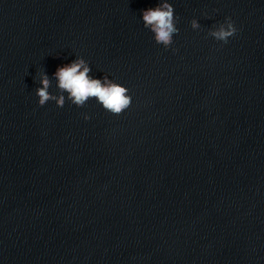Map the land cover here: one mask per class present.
<instances>
[{"label":"clouds","instance_id":"clouds-1","mask_svg":"<svg viewBox=\"0 0 264 264\" xmlns=\"http://www.w3.org/2000/svg\"><path fill=\"white\" fill-rule=\"evenodd\" d=\"M142 20L145 28L151 30L157 44L163 45L165 48L173 44V36L179 32L176 27L177 18L173 6L163 0V2L155 7L144 10ZM192 28H199L196 20L191 21ZM237 32L234 22L230 18H226L225 22L212 30L209 35L217 41L228 43L230 37ZM91 68L83 58H78L72 63L59 67L54 76L57 80V88L60 95H53L49 88L51 81L47 74L42 73L40 84L36 90L39 106H44L49 101H55L57 106L63 107L67 100L72 104L83 107L90 98H95L102 107L114 115H120L126 111L132 104V97L129 95V89L122 84L113 82L107 76L101 79L92 78L89 73ZM87 119V117H86Z\"/></svg>","mask_w":264,"mask_h":264}]
</instances>
